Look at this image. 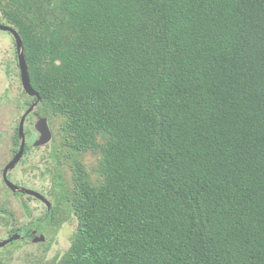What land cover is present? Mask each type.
I'll return each instance as SVG.
<instances>
[{
	"label": "trees",
	"instance_id": "trees-1",
	"mask_svg": "<svg viewBox=\"0 0 264 264\" xmlns=\"http://www.w3.org/2000/svg\"><path fill=\"white\" fill-rule=\"evenodd\" d=\"M0 23L71 170L53 264H264V0H0Z\"/></svg>",
	"mask_w": 264,
	"mask_h": 264
},
{
	"label": "rangeland",
	"instance_id": "rangeland-1",
	"mask_svg": "<svg viewBox=\"0 0 264 264\" xmlns=\"http://www.w3.org/2000/svg\"><path fill=\"white\" fill-rule=\"evenodd\" d=\"M6 92V93H4ZM20 85L18 80V70L15 64V49L12 39L6 32L0 31V142L1 146L9 145L14 137L18 124V119L22 113L20 110ZM15 106H17L15 108ZM19 106V107H18ZM36 122V121H34ZM48 126L51 131V140L38 149L32 150L28 155L22 158L19 165L11 175L12 182H20L27 185L30 189L40 192L49 201L50 208L55 204L52 192L57 191L59 187L65 192L70 189L69 166L65 164L56 165L51 159L50 151L60 144L58 137V128L56 122L47 118ZM31 124V122H30ZM29 139H35L37 133L31 130L27 136ZM0 150V208L9 210L11 216H5L0 213V240L6 236L5 225L9 221L15 226H21L31 221H36L46 212V207L39 200L30 198L27 200L28 208L24 209L21 200L13 196L3 185L1 170L8 159L7 149ZM97 155L88 152L82 157L86 169L95 178L93 169ZM47 162H46V161ZM46 162L47 167L44 166ZM36 166L42 174L26 170L28 166ZM45 168V169H44ZM59 180L60 185L55 182ZM63 185V186H62ZM67 206V205H66ZM60 213L63 222L52 223L44 229V222L35 224L42 230L45 239L42 242H33L29 239H17L16 243L10 244L0 250V264H53L68 250L71 236L76 227V220L72 216L68 206L61 207ZM68 218V220H67ZM6 221V223H5Z\"/></svg>",
	"mask_w": 264,
	"mask_h": 264
},
{
	"label": "flooded vegetation",
	"instance_id": "flooded-vegetation-1",
	"mask_svg": "<svg viewBox=\"0 0 264 264\" xmlns=\"http://www.w3.org/2000/svg\"><path fill=\"white\" fill-rule=\"evenodd\" d=\"M0 24L9 26V25L4 24V23H0ZM9 27H11V26H9ZM0 31L6 32L8 37L10 35V37L12 39V42H13L14 49H15V64H16V67H17V70H18V80H19V85H20V100H21V105H20V107L19 106L18 107L22 111V113H21V115H20V117L18 119V124H17L16 130H15V133H14V137L10 141L9 145L7 147L5 145L1 146L2 144L0 142V150L3 149L1 152H3L4 149H7V152H8V156H7L8 159L5 162V164L3 165V168L1 170V178H2V181H3V185L6 187V189L8 191H10L13 196H17L21 200V204H22V201H24L25 204H26V207H28L27 200H29L30 198H34V199H37V198H35V197L31 196V195H28V194H23V193H21L19 191L18 192H13L12 190H10L7 187V185L5 184L4 180H3L2 173H3V169H4L5 165L15 156V154L17 153V151L20 148L21 141L19 140L18 133H17L18 125H19V121H20L21 117L23 116V114L30 108H32V109L25 116L24 123H23L24 140H23L22 155H21V158L19 159V161L17 162V164L12 169L7 171V178L12 182L11 175L14 172V170L16 169L17 165H19V163L21 162L22 158H24L25 155H28L30 152H32V150H34V149L36 150L39 147H42L44 145V144L36 145L35 144V139H29L27 137L28 133H30L31 130L35 131V122L34 121L37 120V117L38 116L43 117L42 115H40V112H39L40 108L42 107V99H41L40 96L37 97V96L28 94L23 89L22 83H21L20 69H19V64H18L16 44H15L14 36L9 31H5V30H0ZM4 93H6V92H4ZM16 107L17 106H15V108ZM30 122H31V124H30ZM53 154H54V151H53V148H52L51 151H50V155H49L52 160H53ZM46 162H44V166L45 167H47ZM26 170L34 171V172L37 173V175L42 174L40 172V170L36 166H33V165L28 166L24 171H26ZM12 183H14V184H16L18 186L29 188L24 183H20V182H18V183L17 182L16 183L12 182ZM56 189H57V191L54 190L52 192V196L54 197L55 204H53V206L50 208V210L46 209V211H48L50 213L49 216H48V214L46 215V212H45L43 216H41L39 219H37V222L40 223V224L42 222H44V225H45L44 229L47 228V226L52 224V223H56V222L60 223V222L64 221V218L61 219L60 213H62L61 207L63 205H64V207H67L66 206L67 205V203H66V199H67L66 198V192H65V189L62 191L59 187H57ZM68 190H70V189H68ZM66 191H67V189H66ZM37 200H39V199H37ZM39 201L41 203H43L41 200H39ZM2 208H4V207L0 208V213H2L5 216H7L3 212L6 209H2ZM51 209H52V212H51ZM67 220H68V218H67ZM35 222L36 221H31V222H28V223H26L24 225H21V226H18V227L17 226L14 227L13 222L9 221V223L4 226L5 227V231H6V236H2L3 239H1V240L7 239L8 237H10L11 235H13L15 233H19L21 235L20 240L29 239V240L32 241V239H33V237L35 235L42 234V230H40L39 228H37L35 226V224H38V223H35ZM5 223H6V221H5ZM14 243H16V242L15 241L9 242L6 245H4L3 247H0V250H2L4 247H7L10 244H14Z\"/></svg>",
	"mask_w": 264,
	"mask_h": 264
},
{
	"label": "water",
	"instance_id": "water-1",
	"mask_svg": "<svg viewBox=\"0 0 264 264\" xmlns=\"http://www.w3.org/2000/svg\"><path fill=\"white\" fill-rule=\"evenodd\" d=\"M0 30L9 31L14 36L15 44H16V51H17L18 64H19V69H20L21 83H22L23 89L28 94L39 97L38 93L33 89V87L30 84V78H29V73H28V69H27V64H26V61L24 58L23 43H22L21 38L19 37L17 32L9 26L0 24ZM31 109L32 108L28 109L23 114V116L21 117V119L19 121L17 133H18V138L21 141V145H20L19 150L15 154V156L5 165V167L3 169L2 177H3L5 184L7 185V187L10 190H12L13 192L19 191L23 194H28V195H31V196L41 200L43 202V204L45 205L46 209L49 210L50 209V203L42 194H40L36 190L25 188L22 186H18L16 184L12 183L7 178V171L12 169L17 164L19 159L21 158L22 148H23V140H24L23 123H24L25 116L31 111ZM35 132L37 133V137L35 138V144L36 145L46 144L51 140V131H50L49 126H48L47 117H45V116H43V117L38 116L37 117V120L35 122ZM20 238H21V235L19 233H15V234L11 235L10 237H8L7 239L1 240L0 241V247H3L7 243L15 241V240L20 239ZM44 239H45V237L43 234H37L33 237L32 241L33 242H42V241H44Z\"/></svg>",
	"mask_w": 264,
	"mask_h": 264
}]
</instances>
